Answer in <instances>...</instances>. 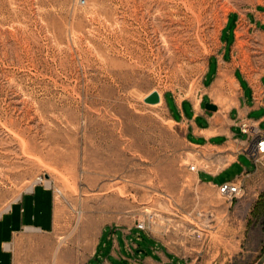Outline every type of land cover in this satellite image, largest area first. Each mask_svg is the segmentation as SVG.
Listing matches in <instances>:
<instances>
[{
	"label": "rangeland",
	"instance_id": "1",
	"mask_svg": "<svg viewBox=\"0 0 264 264\" xmlns=\"http://www.w3.org/2000/svg\"><path fill=\"white\" fill-rule=\"evenodd\" d=\"M257 6L264 0H0V213L45 175L60 190L53 238L71 248L73 264H83L103 226L148 212L158 237L200 244L188 230L210 209L216 221L206 225L241 229L244 243L228 248L213 231L207 256L255 264L264 252V157L229 204L199 184L190 165L211 166L161 99H146L194 95L225 17ZM254 50L244 51L251 69Z\"/></svg>",
	"mask_w": 264,
	"mask_h": 264
},
{
	"label": "crops",
	"instance_id": "2",
	"mask_svg": "<svg viewBox=\"0 0 264 264\" xmlns=\"http://www.w3.org/2000/svg\"><path fill=\"white\" fill-rule=\"evenodd\" d=\"M255 48L260 49L259 55L250 58L258 66L251 69L246 67L244 51ZM161 102L187 144L211 166H197L199 184L217 187L249 175L255 165L245 150L254 143V135L243 132L242 124L264 132V7L229 13L196 93L181 97L170 91ZM208 102L219 108L209 109ZM244 159H250V165ZM227 160L221 169L213 168ZM234 166L240 169L236 177L213 180ZM237 216L240 212L224 217ZM136 224V218H124L103 226L83 264H215L207 256L212 249L211 232L221 233L228 248L244 243L243 231L232 225L205 227L203 241L187 245L158 237ZM56 232V193L42 184L32 185L0 213V264H73L71 248L53 238ZM239 232L241 238L234 240L233 233ZM48 237L54 240L46 243Z\"/></svg>",
	"mask_w": 264,
	"mask_h": 264
},
{
	"label": "built area",
	"instance_id": "3",
	"mask_svg": "<svg viewBox=\"0 0 264 264\" xmlns=\"http://www.w3.org/2000/svg\"><path fill=\"white\" fill-rule=\"evenodd\" d=\"M243 132L245 133H252L254 135V143L249 146L245 152L251 158L253 163L256 165L258 160L264 156V132H262L259 128L253 125H249L247 123L242 124ZM190 170L195 171L197 170L196 164L190 165ZM35 184H42L47 188L53 189L54 192L58 191L59 189L52 186L50 180L45 175H39L35 179ZM217 189L219 194L229 203L232 204L236 199H238L244 192V183L241 180L235 181H226L221 184L217 185ZM197 216L199 218L196 219V224L192 225L188 231H191V234L201 238L205 232V227L207 221L208 223H213L216 221V214L215 212L210 209L206 211H199L197 212ZM156 223V214L152 212H148L146 216L143 218H139L137 220L136 226L143 230H149L151 226Z\"/></svg>",
	"mask_w": 264,
	"mask_h": 264
},
{
	"label": "water",
	"instance_id": "4",
	"mask_svg": "<svg viewBox=\"0 0 264 264\" xmlns=\"http://www.w3.org/2000/svg\"><path fill=\"white\" fill-rule=\"evenodd\" d=\"M160 94L158 91H154L151 95H149L146 99L147 102L150 103H157L160 101ZM207 107L212 110H216L217 106L211 102L207 103ZM255 264H264V252L263 254L258 258V260L255 262Z\"/></svg>",
	"mask_w": 264,
	"mask_h": 264
},
{
	"label": "bare ground",
	"instance_id": "5",
	"mask_svg": "<svg viewBox=\"0 0 264 264\" xmlns=\"http://www.w3.org/2000/svg\"><path fill=\"white\" fill-rule=\"evenodd\" d=\"M195 2H197V1H195ZM160 98H161V100H162V95H161V93H160ZM48 180H50V179H48Z\"/></svg>",
	"mask_w": 264,
	"mask_h": 264
}]
</instances>
